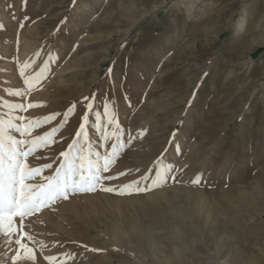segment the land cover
I'll use <instances>...</instances> for the list:
<instances>
[{
  "label": "rangeland",
  "instance_id": "rangeland-1",
  "mask_svg": "<svg viewBox=\"0 0 264 264\" xmlns=\"http://www.w3.org/2000/svg\"><path fill=\"white\" fill-rule=\"evenodd\" d=\"M0 23V100L39 104L12 111L25 122L59 114L26 136L59 128L27 159L53 165L32 182L54 174L73 139L83 143V97L96 98L91 150L123 145L103 175H125L26 218L34 240L24 242L37 256L28 264L48 255L57 264H264V0H0ZM41 71L26 101L9 94ZM105 102L118 129L106 127ZM8 112L0 104V116ZM160 168L163 183L151 190H102L147 187ZM15 247L0 237V264Z\"/></svg>",
  "mask_w": 264,
  "mask_h": 264
},
{
  "label": "snow or ice",
  "instance_id": "snow-or-ice-1",
  "mask_svg": "<svg viewBox=\"0 0 264 264\" xmlns=\"http://www.w3.org/2000/svg\"><path fill=\"white\" fill-rule=\"evenodd\" d=\"M73 2L75 3V0ZM20 26L23 27V24ZM3 27V24L0 23V28ZM110 73L111 69H109ZM42 75L43 72L41 71L31 78H25L26 89L24 91L19 89L9 90V94L14 97H21L26 101L27 92L35 86V83L39 82ZM95 99V95L82 98V102H85V113L81 117L75 136L83 140V143H78L77 139H73L68 145V149L60 152L59 155L62 160H60L59 166L55 168L53 175L42 177L46 181L44 183H34L32 181L43 169H50L53 165L44 164L40 167H33L26 161L33 156L37 149L55 143L53 138L59 128H52L50 131L45 132L43 135H37L31 140L27 139L26 136L42 123L55 120L59 114H50L44 117L43 120L27 119L25 122L26 118L23 116L13 117L11 115L12 111H26L29 108L40 106L39 104L31 102L9 103L6 100H0V104L9 110L6 114L7 119L0 116V237H3L6 243L16 246L13 250L14 254L9 258L11 264H28V262L37 260L33 248L24 242L25 239L28 241L34 240V237L25 231L26 218L40 212L41 209L48 207L59 198L66 199L69 192L94 191L101 186L102 180L116 179L125 175L124 172L118 173L115 177L103 175L115 163V157L119 150L123 148L122 144L113 143L111 150L105 154L93 152L90 145H88L86 126L89 122V113L94 110ZM75 109L76 105L73 104L63 114L61 126L68 122L69 116L75 112ZM103 113L107 118L106 127L118 129L119 125L115 120L110 102L103 104ZM95 115L97 121H99L101 118L100 113L97 112ZM14 121H19V123ZM96 127L99 130L100 124L97 123ZM15 133H19L21 138H17ZM142 134L140 133V135ZM114 136L118 139L119 132L109 133L105 131L102 138L111 140ZM164 171L163 168L158 169L151 184L147 187H141L139 182L133 181L121 185L119 188L102 187V190L116 192L120 195L131 191L144 192L151 190L163 183ZM147 179H149L147 176L141 177V180ZM191 183L199 184V177L193 179ZM17 235L20 238H14ZM37 243L41 249L46 247L42 242ZM71 255L73 254H63L64 257H70ZM43 258L48 264H57L60 259L54 255Z\"/></svg>",
  "mask_w": 264,
  "mask_h": 264
},
{
  "label": "bare ground",
  "instance_id": "bare-ground-1",
  "mask_svg": "<svg viewBox=\"0 0 264 264\" xmlns=\"http://www.w3.org/2000/svg\"><path fill=\"white\" fill-rule=\"evenodd\" d=\"M17 47V46H16ZM16 50H17V48H16ZM19 51V50H18ZM22 51V50H21ZM17 53V52H16ZM22 57V56H21ZM30 60V59H29ZM20 62H19V66H20V68H24L25 67V65L27 64V62H28V60L27 59H25V58H21L20 60H19ZM31 63V62H30ZM16 65V64H15ZM43 65V64H42ZM18 68V67H17ZM39 68V67H38ZM42 68V67H41ZM35 69H37L36 67H35ZM34 69V70H35ZM19 70V69H18ZM19 72V71H18ZM33 72V71H32ZM30 74V73H29ZM32 77V76H31ZM157 196V195H156ZM167 198L166 197V195H164L163 193L162 194H160V196H158V197H156V199L157 198ZM153 199V198H152ZM192 199V198H191ZM191 201V200H190ZM143 207L144 208H146V202L143 204ZM29 219V218H28ZM30 219H31V217H30ZM195 226V225H194ZM143 236L146 238V239H153V235L151 234V233H144L143 234ZM179 261V260H178ZM173 262V261H172ZM175 263V262H174ZM166 264H168V262L166 263ZM179 264H181V263H179Z\"/></svg>",
  "mask_w": 264,
  "mask_h": 264
}]
</instances>
